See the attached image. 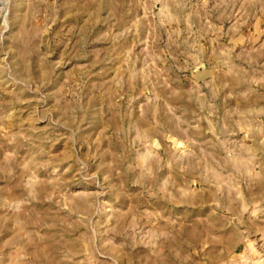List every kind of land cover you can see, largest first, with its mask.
<instances>
[{"label": "rangeland", "instance_id": "rangeland-1", "mask_svg": "<svg viewBox=\"0 0 264 264\" xmlns=\"http://www.w3.org/2000/svg\"><path fill=\"white\" fill-rule=\"evenodd\" d=\"M0 264H264V0H0Z\"/></svg>", "mask_w": 264, "mask_h": 264}]
</instances>
